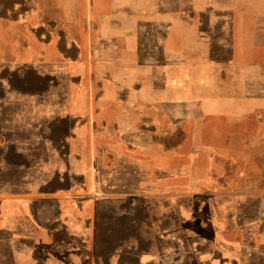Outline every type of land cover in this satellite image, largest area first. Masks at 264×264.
I'll return each mask as SVG.
<instances>
[{
    "label": "rangeland",
    "instance_id": "374dc122",
    "mask_svg": "<svg viewBox=\"0 0 264 264\" xmlns=\"http://www.w3.org/2000/svg\"><path fill=\"white\" fill-rule=\"evenodd\" d=\"M60 32L77 50L61 52ZM0 93L20 106L0 112L15 144L0 148V201L35 191L43 171L124 157L158 188L167 176L170 216L183 203L191 230L207 235L210 218L263 256L264 0H0ZM33 117L58 137L59 120L74 121L67 158L53 148L17 163L41 138L17 128Z\"/></svg>",
    "mask_w": 264,
    "mask_h": 264
},
{
    "label": "crops",
    "instance_id": "0c3cea01",
    "mask_svg": "<svg viewBox=\"0 0 264 264\" xmlns=\"http://www.w3.org/2000/svg\"><path fill=\"white\" fill-rule=\"evenodd\" d=\"M60 35L61 52L77 50ZM37 74L38 79L50 77ZM15 104L0 105V112L18 109ZM73 123L69 117L59 120L63 133L71 134ZM57 125L34 117L20 123L22 131L42 135L30 139L33 150L15 151L24 158L17 163H35L36 155L46 159L53 148L67 158L68 134L58 137ZM3 132L0 148L15 147L11 136L5 142ZM46 141L52 145L44 147ZM123 158L102 161L94 155L87 169L43 171L35 191L16 188L7 193L0 201V264H264V253L254 256L258 249L246 237L218 235L210 218L204 224L207 235L188 228L183 203L176 204V215L170 216L169 206L158 201L159 193L168 189L167 176L163 189L158 188L153 174ZM177 188L186 193L184 186Z\"/></svg>",
    "mask_w": 264,
    "mask_h": 264
},
{
    "label": "trees",
    "instance_id": "16d2710c",
    "mask_svg": "<svg viewBox=\"0 0 264 264\" xmlns=\"http://www.w3.org/2000/svg\"><path fill=\"white\" fill-rule=\"evenodd\" d=\"M12 5H13V3H12V2H10V8L12 7Z\"/></svg>",
    "mask_w": 264,
    "mask_h": 264
}]
</instances>
